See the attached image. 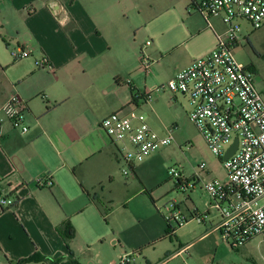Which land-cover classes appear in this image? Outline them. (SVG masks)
Instances as JSON below:
<instances>
[{
	"label": "crops",
	"instance_id": "1",
	"mask_svg": "<svg viewBox=\"0 0 264 264\" xmlns=\"http://www.w3.org/2000/svg\"><path fill=\"white\" fill-rule=\"evenodd\" d=\"M139 9L137 0L1 1L0 108L18 93L27 103L30 129L23 134L5 121L0 134V199L14 203L0 202V264L35 252L48 259L25 264H87L79 258L73 238L67 242L57 230L68 219L74 226L86 211L95 216L96 226L102 219L106 222L98 236L104 250L100 264H119L121 256L131 252L135 259L130 264L216 263L215 258L209 261L211 255L204 260L197 247L210 238L224 245L215 229L218 223L200 226L190 241L172 244L154 258L149 249L160 243L158 239L135 232L132 217L108 222L97 205L110 209L106 203L114 200L119 163L116 147L100 124L112 112L139 109L145 103L139 94L155 89L130 79L129 88L123 85L122 75L139 72L137 62L110 65L105 60L114 45L107 33L118 34L119 25ZM206 24L201 31L188 28L187 33L211 34ZM24 49L31 55L16 59ZM42 58L47 59L45 68L36 64ZM194 59L190 56L179 66H189ZM178 95L171 98L175 107ZM46 176L53 185L38 186L36 181ZM183 180L191 185V179ZM173 209L184 215L178 204Z\"/></svg>",
	"mask_w": 264,
	"mask_h": 264
},
{
	"label": "rangeland",
	"instance_id": "2",
	"mask_svg": "<svg viewBox=\"0 0 264 264\" xmlns=\"http://www.w3.org/2000/svg\"><path fill=\"white\" fill-rule=\"evenodd\" d=\"M137 1L140 9L133 12L132 18L119 25L118 34L107 33L114 38L113 50L108 52V59L105 57L107 63L112 65L118 60L132 64L137 62L139 67L135 75H122L124 86L129 88L127 81L130 79L142 87L146 85L156 89L187 67L179 65L186 64L190 56L200 57L217 46L214 32L187 33L188 28L201 31L203 24L207 25L205 18L191 5V0ZM213 23L220 31L224 30L220 19H213ZM241 26L240 42L233 53L239 62L252 68L255 86L264 97V26L253 29L247 21H242ZM147 41H150L149 45H146ZM143 57L151 60L149 73L142 66ZM173 96L170 91L154 90L150 101L142 104L139 109L131 107V110L143 114L159 133H167V129L172 128L174 141L136 162L135 169L121 159L114 173V200L106 203L112 210L107 217L108 222L111 219L119 222L123 216L132 217L135 220L132 226L135 232L158 239L160 243L149 249L154 258L159 257L172 244L178 246L181 242L190 241L200 233V226L211 228L212 224L219 222L218 212L211 206L210 196L203 185L215 177L226 178L223 161L211 152L204 137L189 118L188 99L178 95L179 105L175 107L171 100ZM202 163H206L207 168L200 170L199 179L194 178ZM171 168H178L185 177L191 179L188 189L177 186L176 179L170 173ZM124 170L128 171V175L123 173ZM189 195L193 200L188 198ZM174 203L188 216L187 222L179 225L172 218ZM195 207L202 211L206 224L190 217L188 212H192ZM208 211L210 214H207ZM90 212L86 211L76 219L74 226L77 235L73 238V245L79 258L87 264H100L104 250H101L98 236L106 222L102 219L101 225L96 226V218L93 214L89 215ZM220 236L223 239L221 233ZM223 243L210 238L197 249L204 254V260L208 259L207 255H211L209 261L215 258L214 264H264V237H256L235 249L224 239ZM130 254L135 259L133 252Z\"/></svg>",
	"mask_w": 264,
	"mask_h": 264
},
{
	"label": "built area",
	"instance_id": "3",
	"mask_svg": "<svg viewBox=\"0 0 264 264\" xmlns=\"http://www.w3.org/2000/svg\"><path fill=\"white\" fill-rule=\"evenodd\" d=\"M194 9L213 30L217 46L195 58L166 84L154 90L187 97L190 120L211 152L223 161L226 178L209 180L203 188L210 196L211 206L218 212L219 222L215 229L235 249L256 237H264V97L255 86L252 68L239 62L233 53L240 42L242 21H247L253 29L264 26V0H195ZM212 18L220 19L224 30L214 28ZM149 44L147 41L146 45ZM30 55V50L26 49L15 54L18 60ZM36 64L45 68L47 59H39ZM151 65V60L142 58L145 72H150ZM154 90L139 95L148 102L153 98ZM26 110L25 100L13 93L0 108V134L5 121L23 134L27 133L30 127L26 122ZM100 126L115 145L120 160L132 168L136 162L174 141L172 128L161 134L135 110L112 112ZM236 139L237 149L224 160V154ZM206 168V163L200 164L194 178L199 179L200 170ZM123 173L128 175L127 170ZM170 173L180 188L188 189L189 182L183 180L182 171L171 168ZM36 184L50 187L53 181L46 176L38 179ZM0 202L13 203L6 198H1ZM191 215L199 223L205 221L197 208ZM172 218L179 225L188 221L175 210ZM131 260V254L125 253L119 264H130Z\"/></svg>",
	"mask_w": 264,
	"mask_h": 264
},
{
	"label": "trees",
	"instance_id": "4",
	"mask_svg": "<svg viewBox=\"0 0 264 264\" xmlns=\"http://www.w3.org/2000/svg\"><path fill=\"white\" fill-rule=\"evenodd\" d=\"M191 1H192L191 5L194 7L195 0H191ZM116 159L118 162L120 161L118 152H116ZM97 205L99 206V208H101L103 215H105V219H107L108 215L110 214V209L104 208L105 207L104 204H102L101 202H98V201H97ZM168 227H169V229H171V225L169 223V220H168ZM57 230L67 242L69 240H71L72 238H74L75 234H76L75 227L73 226L71 220H69V219L60 223L57 226ZM46 259H48L47 256H44L39 252H35L28 257L21 258L20 260H18L16 262H12V264H25V263L34 262V261H44ZM59 260L60 259H55V261H59Z\"/></svg>",
	"mask_w": 264,
	"mask_h": 264
},
{
	"label": "water",
	"instance_id": "5",
	"mask_svg": "<svg viewBox=\"0 0 264 264\" xmlns=\"http://www.w3.org/2000/svg\"><path fill=\"white\" fill-rule=\"evenodd\" d=\"M237 146H238V140L236 139L233 145H231L227 150V152L224 154L223 159L226 160L228 157H230L237 149Z\"/></svg>",
	"mask_w": 264,
	"mask_h": 264
}]
</instances>
